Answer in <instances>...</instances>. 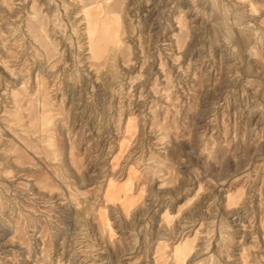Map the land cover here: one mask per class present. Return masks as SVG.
<instances>
[{
  "label": "rangeland",
  "instance_id": "1",
  "mask_svg": "<svg viewBox=\"0 0 264 264\" xmlns=\"http://www.w3.org/2000/svg\"><path fill=\"white\" fill-rule=\"evenodd\" d=\"M0 264H264V0H0Z\"/></svg>",
  "mask_w": 264,
  "mask_h": 264
},
{
  "label": "bare ground",
  "instance_id": "2",
  "mask_svg": "<svg viewBox=\"0 0 264 264\" xmlns=\"http://www.w3.org/2000/svg\"><path fill=\"white\" fill-rule=\"evenodd\" d=\"M83 19H84V17H83ZM83 24V23H82ZM94 24V23H93ZM92 27H93V25H92ZM92 33H94V31H93V28H92V30H91V34ZM90 41H91V38H90Z\"/></svg>",
  "mask_w": 264,
  "mask_h": 264
}]
</instances>
